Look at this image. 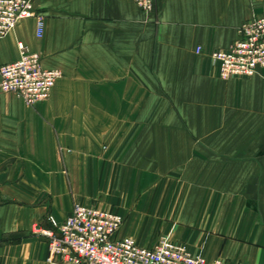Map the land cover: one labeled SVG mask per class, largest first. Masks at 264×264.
Here are the masks:
<instances>
[{"label": "crops", "instance_id": "0c3cea01", "mask_svg": "<svg viewBox=\"0 0 264 264\" xmlns=\"http://www.w3.org/2000/svg\"><path fill=\"white\" fill-rule=\"evenodd\" d=\"M31 1L43 36L20 21L0 67L24 43L63 76L33 107L0 90V264H60L40 232L76 204L142 247L264 264V70L223 80L213 59L264 0H157L159 24L134 0Z\"/></svg>", "mask_w": 264, "mask_h": 264}, {"label": "built area", "instance_id": "2783aa9c", "mask_svg": "<svg viewBox=\"0 0 264 264\" xmlns=\"http://www.w3.org/2000/svg\"><path fill=\"white\" fill-rule=\"evenodd\" d=\"M134 2L159 24L157 0ZM32 18L37 20L38 37H42L45 16L31 0H0V42L20 21ZM18 46L20 59L0 67V90L33 107L49 99L63 73L45 69L38 53L29 51L24 43ZM197 53H202V48H197ZM213 59L223 80L253 78L264 70V15L244 22L239 39L229 49L214 53ZM49 220L54 229L40 233L48 239L51 259L60 264H246L223 259L209 262L165 237L153 247H142L132 238L119 236L125 223L122 215L96 207L76 204L61 225Z\"/></svg>", "mask_w": 264, "mask_h": 264}, {"label": "trees", "instance_id": "16d2710c", "mask_svg": "<svg viewBox=\"0 0 264 264\" xmlns=\"http://www.w3.org/2000/svg\"><path fill=\"white\" fill-rule=\"evenodd\" d=\"M3 241H6L8 243H18L20 241V238L15 234L6 235Z\"/></svg>", "mask_w": 264, "mask_h": 264}]
</instances>
